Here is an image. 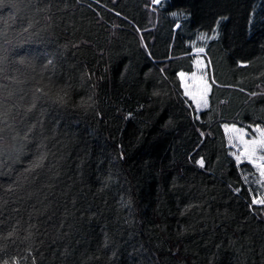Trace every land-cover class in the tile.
<instances>
[{"label":"trees","instance_id":"1","mask_svg":"<svg viewBox=\"0 0 264 264\" xmlns=\"http://www.w3.org/2000/svg\"><path fill=\"white\" fill-rule=\"evenodd\" d=\"M0 116V264H264V0H2Z\"/></svg>","mask_w":264,"mask_h":264},{"label":"rangeland","instance_id":"2","mask_svg":"<svg viewBox=\"0 0 264 264\" xmlns=\"http://www.w3.org/2000/svg\"><path fill=\"white\" fill-rule=\"evenodd\" d=\"M198 49H201V48H198ZM198 49L195 51L194 70L192 72L181 71L182 73H184V77L183 79L181 78V80H182V85H183L185 93L186 91L193 93L194 95L197 96V99L200 98V93L202 89L204 88L205 81L211 87V80H210V73H209L210 72L209 71L210 62L205 54L204 49L202 52L198 51ZM185 86H187V88ZM210 87L207 91V106L201 105L198 108L196 101H194L191 98V96L188 95L193 100L194 104L196 105L199 111L205 109L209 105ZM257 127L264 129V126H261V125L252 126L251 129H247L237 124H234V123L224 124V129L227 135L230 152L236 160H237L236 158L237 156L240 157V160L237 161L238 163H243V162L248 161L246 156L242 155V153H244V141H250L254 138L258 139L260 137V133L255 131ZM236 129H240L242 130V132H238L236 131ZM260 156H264V151H262L257 146L255 157H260ZM257 162H260V161L257 160ZM256 170H257V175L255 177L249 176V175H246V177L249 179L250 183L255 184L257 192H258L257 198H260V197H264V176L260 175V171L257 168ZM257 205H260V204H257Z\"/></svg>","mask_w":264,"mask_h":264},{"label":"snow or ice","instance_id":"3","mask_svg":"<svg viewBox=\"0 0 264 264\" xmlns=\"http://www.w3.org/2000/svg\"><path fill=\"white\" fill-rule=\"evenodd\" d=\"M0 2H2V0H0ZM198 51L202 52L203 49H198ZM180 77L183 79L184 77V73H180L179 74ZM215 81H213L214 83ZM187 88V86H185ZM210 85H208V83L205 81L204 83V88L202 89L201 93H200V98L197 99V96L194 95L193 93L187 92L186 91V95L191 96V98L196 101L197 107L199 108L201 105L203 106H207V91L209 89ZM3 117L0 116V123H3ZM227 127V126H226ZM4 131L3 128H0V133H2ZM236 131L238 132H242V130L240 129H236ZM256 132L260 133V137L258 139H252L250 141H244V153H242V155H245L246 158L248 159L249 163H253V165L260 171V175L264 176V156H260V157H255V152H256V148L257 146L264 151V129H261L259 127H257L255 129ZM3 139V136L0 135V140ZM237 161L240 160V157L237 156ZM257 160H259L260 162H257ZM197 163L200 164L201 167L204 166V161L200 160L197 161ZM259 183V181H258ZM252 204H260V205H264V197H260L257 198L256 196L253 197L252 199ZM3 264H9V262L7 260L3 261ZM12 264H17V262L15 261V259H13Z\"/></svg>","mask_w":264,"mask_h":264}]
</instances>
